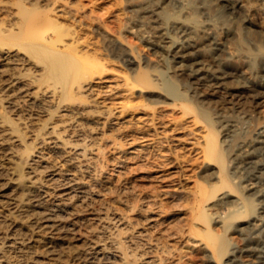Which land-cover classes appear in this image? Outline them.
Returning a JSON list of instances; mask_svg holds the SVG:
<instances>
[{
	"label": "bare ground",
	"instance_id": "bare-ground-1",
	"mask_svg": "<svg viewBox=\"0 0 264 264\" xmlns=\"http://www.w3.org/2000/svg\"><path fill=\"white\" fill-rule=\"evenodd\" d=\"M59 1L24 0V5L16 7V2L0 0V264H195L189 254L188 241L190 242L191 236L201 237L200 246L210 250L209 255L207 251L203 253V257L200 256L203 259L205 254L208 255V259H204L207 264H238V259L243 260L241 257L245 254H258L256 248H250L251 244L249 248L244 245L239 250L226 252L228 246L222 237L224 234H219L211 227L213 219L209 211L233 199L250 202V194L243 193L245 189L248 193L264 191V181L262 184L254 182L242 187L236 181V177H242L239 173L243 161L252 157L253 150L264 143V135L251 140L242 139L240 144L237 142L239 146L234 151L233 144L232 148L230 145L231 150H228L232 152L229 153L219 140V131L228 125L223 123L224 120L221 122L222 117H217L219 127L216 126L217 123L210 121L203 132L205 134L200 151L203 161L199 165H202L201 172L205 182L198 181L190 191L189 187L186 188L189 196L181 203H177L180 201L178 199L176 204H172L176 196L173 195L174 192L171 194L166 190L162 194L172 201L171 204L166 203L164 206L158 203L161 195L154 188L149 193L143 188L147 193L145 195L141 190L143 195L139 198L136 193L138 182L135 185L131 181L132 176L129 177V171H136L133 168L136 164L129 167V153L133 151L128 152L129 149L125 146L131 145L140 137L130 133L132 137L128 138V127L126 132L124 130L127 124L124 126L123 121L116 118L117 112L121 116L122 111L113 105L118 93L154 91L158 87L154 71L164 61L162 54L150 57V67L142 68L131 41L121 36L122 31H114L106 26L102 42L104 40L106 45L116 43L119 56L132 64L133 67H130L134 72H115L102 77V72L107 71L102 66L98 69L101 74L96 80L97 76H93L92 69L96 70L98 67L91 51L93 49L84 48L82 36L61 23L56 16L59 11L69 13V16L70 13L85 16L90 12L84 9L85 5H76L77 8H74L73 4L72 10L69 4H60ZM125 2L124 5H133L142 12L139 17L141 29L143 26L147 27L142 30L143 36L158 51L161 50L163 55L165 53L172 58L173 64L168 61L165 66L168 69L169 64L172 65L174 77L179 81H186L187 89L199 102L207 101L205 94L198 91V86L207 82L236 96L244 94L247 97L245 99L250 97L258 100L264 94V83L251 85L246 81V74H254L256 71L255 63L235 62L225 58L222 54L223 44L219 42L221 37L218 38V34L223 32L226 39H233L234 59L242 54L243 58L246 55L252 59L258 52H264V17L256 19V15L264 13V5L258 0ZM177 2L181 9H178ZM171 32L183 37L184 42L181 39V42L176 41L177 36L173 37ZM249 40L253 42L254 48L248 43ZM262 70L264 72V67ZM231 77L236 82L231 81ZM122 98L121 101L127 99ZM190 103L185 100L181 102V106L188 114L190 112L197 116L193 111L199 109ZM140 106L136 105V108ZM196 119L201 122L199 117ZM201 127L199 129L202 130ZM140 130L141 127H137L138 133ZM147 135H151V132H147ZM234 140L236 141V135ZM235 141L232 140V143ZM151 152L152 149L150 154ZM161 153L158 155L163 158ZM145 156L147 159L153 158L148 154ZM258 161L264 163L263 159L256 163ZM230 162L235 163L233 166L236 174L230 168L233 167ZM140 164L142 162L137 165ZM162 165H166V162ZM134 172L131 174L135 175ZM256 174L260 175L261 171ZM134 175L135 178L137 175ZM171 176L174 177L162 172L155 175V179L164 182L169 181ZM145 177L147 178L146 175ZM179 194L184 195L178 193L177 196ZM242 205L241 203V207ZM236 209L228 220H239L246 227L263 224L264 217L255 213L253 215L252 212L248 219L244 218L248 207ZM217 224L220 227L225 224L226 230L231 227L222 219H218ZM261 228L264 229V226ZM193 243L191 247L194 246ZM192 251L194 253V249ZM188 254L191 259L187 258ZM247 259L242 263H261L257 262L258 259L253 260L255 258Z\"/></svg>",
	"mask_w": 264,
	"mask_h": 264
},
{
	"label": "rangeland",
	"instance_id": "rangeland-1",
	"mask_svg": "<svg viewBox=\"0 0 264 264\" xmlns=\"http://www.w3.org/2000/svg\"><path fill=\"white\" fill-rule=\"evenodd\" d=\"M7 1L16 2L15 3L16 7L21 6L24 2V0L23 1H21V0H7ZM134 1L137 2V0H134ZM64 2H66V3H64ZM258 2H260L261 4L264 5V0H258ZM24 3L26 5H29L28 3H26V1ZM59 3L60 4L63 3L64 5L69 4L68 5L69 7L70 6L72 7L74 4V6H75L74 8L81 7V6L84 7V5H85L86 7H84V9L87 11L89 10L90 13L88 12L89 14L85 15V16H82V15L80 16L79 14H74V13H70L71 15L69 16V13L65 14L61 11H59V14L57 12H54V13H57V15L56 14L55 15L58 17V20L61 23H63L65 26L71 28L73 31L75 30L76 32H78V34L80 36H82L81 40L83 39L82 45L84 46V48L87 47L86 49H90V50L93 49L91 51H93L92 54L95 56L96 67H98L96 70L100 69L102 66H104L105 69H107L106 72H105V70H104V73L102 72V75H101L102 77H108V76H110V74L113 75L115 72H117V73L118 72L128 73V74H132V72H134L133 68H132L133 67L132 64L131 65H130V63L128 64V62L126 60H124L125 58L119 56V54H118L119 51L117 50L118 47L116 46L117 45L116 43L115 44L111 43V44L106 45L104 40L102 42L101 39H104V35H103L104 32L103 31H104V28L106 26L112 28L114 31L115 30L118 32L122 31L121 36L126 38L127 41H131L133 46H135L137 55L140 58L139 60H140V63L142 65V68L147 69L150 67V62H149L150 57H152L154 55H161L162 54L161 57H163L164 61L161 62V65L158 64L156 66L158 69L155 67L156 70L154 71V73L157 74L156 75L157 77H155V78L159 79V80L158 79L156 80L158 87L154 88V91L135 90L132 93H127V92L122 93L121 92L120 93L121 95L118 93L117 96L115 97V99H116L115 105H113L114 107L117 108V110L122 111L121 116H120V112L119 111H118L119 113L117 112L116 116L118 115L119 117L117 116L116 118L118 119V121L119 120L123 121L124 126L127 124L124 127L125 132L128 129L129 132L127 131L126 133H128V134L131 133V134H133V136L140 137L137 140H135L131 145L125 146L126 149H129L128 152L133 151V152L129 153V156H130L129 167L131 165H132L131 167H133V165L135 166V164L137 167L136 166L133 167V168H136L135 172L132 171L131 169H129V170H131L129 172L135 173V175L129 173L130 174L129 177L132 176L131 181L133 183H136L135 185H137V182H138V185H140L139 183L141 182L140 187L138 185L136 186V187H138V189L136 188V193H137V196L139 198L147 192L148 193L153 192L152 190L155 189V190H157L156 192L160 193V195H161L160 197H158V200H157L158 203H161L164 206H166L165 205L166 203L171 204L172 201H173L172 204H176V202L179 200L180 201L177 203H181V202H183V200L185 201L187 196H189V191L193 187L196 186L198 181L205 182V180H204L205 177H204L203 173L201 172L202 171V165H199V163L202 164V161H203L202 157L200 156L201 155L200 151H201V146H202L201 144L203 141V136L205 134L203 132H205V130L207 128L206 124L208 126L210 121L217 123L216 126L219 127V122L216 121L217 117L218 118L222 117L220 119L221 122H223L222 120H224L223 123L224 124L226 123L228 125V127L227 126H226V128L224 127L225 128L224 130L220 127L221 132L219 131V133H220L219 134V140H221V142H223L224 148H226V150L228 152L231 150L229 147L230 145L232 148V144H233L234 149L232 148V151H234L237 148V146H239L238 143L240 144V141L242 139L251 140V139L257 138V136L259 138L261 135H264V130H263L264 129V94L258 100H252L250 97H248V99H245L247 97H244L245 96L244 94H241V95L238 94L237 95L238 97H237L236 95H234L230 91L223 89V88H219V87L215 86L214 83L207 82L205 84H201L202 86L199 85L198 91H199V93L205 94V100L207 99L208 102L207 101H205L203 103L199 102L196 98L192 97L191 91L187 89V86L185 84L187 82L186 81L185 82L179 81L174 77V74H173L174 71H173V68L171 67L172 65L170 66L172 58L169 55H166L165 53L163 55V52L161 50L158 51L159 49L157 50L155 48V46L153 44H151V42L148 41L147 38L145 39V37L143 36L142 30H145L147 27L143 26V28L141 29L139 17H141L142 12L137 7H135L133 5L132 6L124 5V4H126L125 0H60ZM176 4H177L178 9L179 8L181 9V6H179V3L177 2ZM76 5H77V7H76ZM74 8L72 7L71 9L73 10ZM135 8H137V9H135ZM138 12H141V14ZM138 15H140V16H138ZM261 15H263V16H261ZM74 16H76V17H74ZM180 16H182L181 13H180ZM259 17H264V13L256 15V19H258ZM104 21L107 23H105ZM101 22H103V23H101ZM138 24H139V26H138ZM98 25L102 26V27H99ZM129 28L131 31H132V29H134L133 32H131L129 30ZM137 30L139 32H137ZM128 31H130V32H128ZM221 31L222 30H219V32H221ZM175 34L176 33L171 32V35H173V37L177 36L176 37L177 39L174 38L176 41L181 42V40H182V42H184L183 37H181L178 34L177 35H175ZM218 38H220L222 40L221 41L218 39L220 44L221 45L223 44L222 45L223 46L222 54L225 58L230 59L231 61H235V62L243 61V62H254L255 63L254 70H256L255 71L256 73L255 72H254V74H249V73L246 74L245 73L247 83L250 82L249 84H251V85H254V84L257 85L259 83H264V72H262L263 71L262 68L264 67V54H263L264 52H258L259 54L257 53L254 57H252V59H251V56L249 57L246 55L243 58L244 54H242V55H240V57H236V59H234L235 56H233V54H234V50H233L234 41H233V39H231V38L226 39L223 32H221V34H218ZM248 43L250 44V46H252L254 48V44L251 40H249ZM87 44L91 45V46H88ZM113 45L115 46L114 48H113ZM115 50H117V52ZM115 53H117V54H115ZM225 54H227V55H225ZM96 58H98V59H96ZM166 58L169 59V60L167 59V62H165ZM168 61L170 63L169 64L170 67L168 66V69H167L166 63H168ZM172 64H173V61H172ZM130 66H132V67H130ZM96 67L94 66L93 68H96ZM96 70L92 69L93 74H94L93 76L94 77L97 76V78H95L97 80V79H99L98 75L100 76L101 73H99V70L98 71H96ZM94 72H96L97 74H95ZM158 74H159V76H158ZM172 76L174 77L173 79H172ZM249 76L251 77V79ZM233 79L235 80L234 77L230 78L231 81L236 82V80L234 81ZM176 81H178V82H176ZM205 85H207L206 86L207 88L205 87ZM159 87L163 88V89H160ZM201 87H202V90H201ZM149 90H151V89H149ZM188 91H189V93H188ZM122 94L125 96H122ZM231 94H232V96H231ZM242 95L244 98H242ZM126 96H128V98ZM122 97H124V99L127 98V99L123 100V101H125V103L123 101H121L123 99ZM190 97H191V99H190ZM117 98H120V99L117 100ZM129 98H131L130 99L131 101L129 100ZM181 98H183V99H181ZM209 99L211 102H209ZM128 100L130 101V104H128L129 103ZM182 100L183 101L187 100L188 103H190L192 101V103H190V104L195 106L196 109H199V110H194L193 112L196 113L195 115H197V114L198 115L194 116V113H190V112H189V114H190L189 115L187 113V111L181 106V102H183ZM116 101L118 103H116ZM194 101H196V102H194ZM173 102H177L178 104L174 105ZM136 105H141L140 106L141 108L140 107L136 108ZM199 106H201L200 108H202V107H204V108L200 109ZM247 106H249V107H247ZM132 107H134V108H132ZM198 111H200V112L198 113ZM202 111H204V113H201ZM129 113L132 116H130ZM124 114H125V116H124ZM150 114H151V116H150L151 118L148 117V115H150ZM225 116L227 117V119ZM125 117H127V118H125ZM196 117H199L201 122H198L199 120H197L198 118L196 119ZM144 120L146 122H144ZM127 121H130V122H127ZM147 121L148 122L151 121V122H149L147 124ZM133 122H134V124H133ZM138 122L140 124H143V126H141ZM135 123H138V124H136L137 126L135 125ZM241 126H242V129H241ZM137 127H141L140 133H138L136 131ZM153 127H154V130H152ZM200 127L202 128V130L199 129ZM236 127H237V129H236ZM238 127H240V129H238ZM234 128L238 131H236ZM229 130H231V132ZM234 130H235V132H234ZM149 131L151 132L152 136L147 135V132H149ZM190 132H191V134H190ZM239 132H241V133H239ZM131 134L129 135L128 138L132 137ZM135 134H137V135H135ZM142 134H144V135H142ZM235 135H236V141L234 140ZM246 135H248V137ZM142 137H144L143 138L144 141L142 140ZM237 138L238 139L241 138V139L238 140ZM232 140L235 141V143L234 142L232 143ZM137 141H138V143H137ZM234 144L235 145L237 144L236 147H234L235 146ZM134 145L136 147H133ZM260 145H261V147H260ZM260 145H258L259 147L257 146L253 150L254 154L252 157H250L251 159L250 158L245 159L242 163V165H244V166L241 165L242 170L239 174L242 175V177H236V179H237L236 181L239 183V186L241 185V187L244 184L246 185V184H250V183H254V182H255L254 184H257V183L262 184L264 181L263 180L264 179V163H262V161H261V163H260V161H258L256 163L257 160H261V159H263V162H264V156H263L264 155V143H262ZM143 146H146V147H143ZM142 147H143V149H142ZM228 148L230 150H228ZM136 149H139V151H142L144 153H142V152L140 153ZM148 149H150V150L148 151ZM151 149H152V152H151L152 155L150 154ZM231 152H229V153H231ZM137 153H139V154L137 155ZM158 153H159V155L161 153V156H163V158L162 157L160 158ZM259 153H261V154H259ZM147 154H148V156H153V158H155V160H157L156 161L157 163L155 162V160H153L152 157H148V159H147V157L145 156ZM164 154H166V155L164 156ZM255 154L257 157L255 156ZM140 156L142 157V159H140L141 158ZM260 156H262V157H260ZM143 157H145L147 160ZM131 158H133V159H131ZM158 158H160V159H158ZM198 158H200V159H198ZM134 159H136V162ZM131 161H134V163ZM164 161L166 162V165H162V164H165ZM141 162H142V164H140L138 166L137 164L141 163ZM143 162H144V164L145 163L146 164L144 165ZM149 162H151V164ZM148 163L150 165H147ZM160 163H161V166L159 165ZM233 163L230 162L229 163L230 166H233L235 164V163L234 164ZM168 164H169V166H168ZM262 164H263V167L261 168ZM140 166H142V168ZM144 166H145V168H143ZM151 166H152V169H150ZM163 166H165V167H163ZM256 166H257V168H256ZM242 167H244V168H242ZM148 168L150 169L149 171H148ZM230 168L234 169L233 172L235 174L237 173L234 166L230 167ZM138 169L139 170L142 169V171H139ZM156 169H158L159 171ZM256 169H257V171H256ZM152 170H153V172H151ZM172 170H174V171L172 172ZM260 171H261V174H260ZM139 172H140V174H139ZM162 172H166V174H168V175L172 174V175H174V177L171 176V179L169 181L159 182L157 178L155 179V175L162 173ZM244 172H246V173H244ZM256 173H259L262 177ZM175 174H176V177H175ZM133 175L134 176L137 175V176L134 178ZM145 175L147 176V178L149 175V179H147L145 177ZM142 177H144V178H142ZM150 177H152V178L150 179ZM153 178H154V180H153ZM238 178H239V180H240V178L242 179V181H241L242 184L238 180ZM141 179H142V181H141ZM243 180H244V182H243ZM151 181L153 183H151ZM155 181H156V185H155ZM145 182H146V184H145ZM160 183L161 184L163 183L164 186H163V184L160 185ZM179 183H180V185H179ZM151 184H152V186H150ZM167 185H169V186H167ZM172 185H173V188H171ZM156 186L157 187L159 186L160 188L161 187L162 188L160 189L159 187L157 188ZM185 186H187V187H185ZM163 187L164 188L167 187V188L164 189ZM169 187H170V189H169ZM139 188H141V189L139 190ZM143 188H145L147 192ZM186 188H188L189 191ZM243 189H245V186H243ZM141 190H143L144 193H143V191L141 192ZM165 190L169 191V193H171V194L174 192L173 195L176 196L177 198L173 196L174 198L170 202V199H168L166 196L164 197V195L162 194V192H164ZM174 190L175 191L177 190L176 191L177 194L181 193L182 195L184 194L186 196H184V195L180 196V194H179V196H177V194H175L176 192ZM246 191L247 190L245 189V191L243 193H246V195L250 194V202L249 201L244 202V200L238 201L237 199L235 201V199H233V200H231L232 203H230L231 202L230 201L229 203H227L221 207H215L214 210L213 209L210 210L211 212L209 211V214H210V217H212V219H213L212 225L211 224L210 225L213 228V230L215 229L214 231L218 232L219 234L221 232H223L224 235L222 234L223 235L222 237L225 239L224 240L226 242L225 244L228 246V248L226 249V252L229 253L230 250L231 251H233L234 249L239 250L242 248V246L243 247L246 246L245 248H247L248 246L250 247L252 245L250 248H256L258 250L259 255L254 254L251 256L250 254H245L244 257H241V258H243L244 261H246L247 258L248 259L249 258H251V259L255 258L253 260L257 261V259H258L257 262L258 263L261 262L259 264H264V258H263L264 255H262V254H264V235H263L264 229L261 228L264 226V220H262V223H263L262 225L259 224L256 227L255 226H253V227L247 226L246 227L245 224H243L244 225L243 226L242 224H240L237 217H235V219L238 220L236 222L233 218H231L232 220L231 219L228 220V217L231 215V213H233L235 211V208H237L236 210H238L239 208H247L248 207L247 212L245 213L247 215L244 217V218L247 217L246 219H248L250 217V215H252V213H253V215L255 213L256 215L258 214V216L261 215V217H264L263 216L264 215V198H263L264 197V194H263L264 191L263 190L261 191L263 195H261V192L260 193L259 192L248 193V191L247 192ZM140 192L143 194H141ZM161 197H163L164 199ZM165 198L167 200H165ZM238 202H240L239 205H238ZM241 203L243 204L242 205L243 207H241ZM247 203H248V205H247ZM246 205H247V207H246ZM250 212H252V213L250 214ZM215 218H217V220L222 219L223 221H226V225H231V227L227 228V230H226V226H225V224H223L224 226L222 225L221 226L222 228H221L220 224L216 225L217 220ZM227 220H228V222L231 221V223L229 222L230 224H228ZM213 221H215V222H213ZM232 223H233V227H232ZM241 227H243V228H241ZM240 228L243 229V232L241 231ZM244 228H245V231L247 230L246 233H244L245 232ZM257 236L262 241H260V239H258ZM251 237H253V239ZM250 238H251V240H250ZM195 239L196 240L198 239V242ZM199 239H202V238L201 237L198 238V236H191L190 242L193 243V241L195 240L196 242L194 241V243L196 244V246L193 243L194 246L191 247L192 243H190L188 241V243H189L188 246L190 247L189 248V252H190L189 254L191 255V258L193 259L192 262H194V263L196 262L195 264H200V263L201 264H207L206 260L208 259V255L210 254V250L202 248L200 246L201 242ZM254 239L257 241H255ZM250 242H252V243H250ZM259 242H261V243H259ZM253 243H255L256 245L255 244L253 245ZM257 244L258 245L260 244V245L258 246ZM198 245H199V247H198ZM255 246H258V248ZM260 247H262V248L259 249ZM191 249L192 250L194 249V253H192L193 251ZM201 251H202V253H201ZM203 251H205V252H203ZM207 251H208V253H207ZM203 253H207L208 255L205 254L206 256H204V258L202 259L200 256H202ZM189 254L187 255V258L191 259L190 257H188V256H190ZM192 255H194V256L192 257ZM248 255H249V257H248ZM198 258H200L201 260H199ZM204 259H206V260H204ZM194 260H197V261H194ZM238 260L241 261V262L238 261V264L239 263L243 264L242 263L243 260H241V259H238ZM200 261H202L203 263Z\"/></svg>",
	"mask_w": 264,
	"mask_h": 264
}]
</instances>
